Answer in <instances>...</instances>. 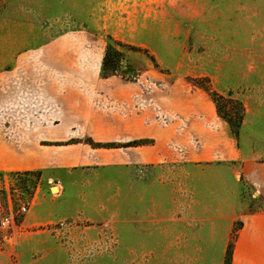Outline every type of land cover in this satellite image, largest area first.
Wrapping results in <instances>:
<instances>
[{"label":"rangeland","instance_id":"374dc122","mask_svg":"<svg viewBox=\"0 0 264 264\" xmlns=\"http://www.w3.org/2000/svg\"><path fill=\"white\" fill-rule=\"evenodd\" d=\"M71 31L121 51L120 73L138 70L139 110L171 145L204 134L212 109L264 158V0H0V70ZM260 211L224 161L0 172V220L14 217L0 264H231L243 216Z\"/></svg>","mask_w":264,"mask_h":264},{"label":"crops","instance_id":"0c3cea01","mask_svg":"<svg viewBox=\"0 0 264 264\" xmlns=\"http://www.w3.org/2000/svg\"><path fill=\"white\" fill-rule=\"evenodd\" d=\"M106 46L90 32H66L21 51L0 70V172L224 161L241 167L264 200V158L247 153L228 123L218 122L217 111L209 110L204 134L186 139L180 130L171 145L164 125L153 124L144 106L139 110L137 79L101 76ZM192 126L189 130L198 127ZM140 139L151 142L117 147L88 142ZM242 220L231 264H264V211Z\"/></svg>","mask_w":264,"mask_h":264},{"label":"trees","instance_id":"16d2710c","mask_svg":"<svg viewBox=\"0 0 264 264\" xmlns=\"http://www.w3.org/2000/svg\"><path fill=\"white\" fill-rule=\"evenodd\" d=\"M121 55H122L121 51L115 49L110 44H107L104 59H103L102 66H101V73H100L101 76L102 77H110L113 75H118V76H121L122 78H124L126 80H131V81L136 80L139 76L138 70L130 69L129 71L123 72V73L122 72L120 73L118 71V68L120 67V63H121V59H120ZM226 121L230 125H232L230 119L226 118ZM233 128H234L233 132L235 133L236 137H238L240 131L238 129H236L235 127H233ZM88 142L94 147H102V146H104V147H117V146H137V145L149 143L151 141L148 139H140V140H133V141L125 142V143H115V142L96 143L92 140H88ZM227 253L229 254V258L231 260L232 248L230 246L228 247Z\"/></svg>","mask_w":264,"mask_h":264},{"label":"built area","instance_id":"2783aa9c","mask_svg":"<svg viewBox=\"0 0 264 264\" xmlns=\"http://www.w3.org/2000/svg\"><path fill=\"white\" fill-rule=\"evenodd\" d=\"M28 207L26 205H20L18 212L20 214H25L28 212ZM14 225V217L12 213L6 215L5 217L1 218L0 220V228L7 229Z\"/></svg>","mask_w":264,"mask_h":264},{"label":"bare ground","instance_id":"6f19581e","mask_svg":"<svg viewBox=\"0 0 264 264\" xmlns=\"http://www.w3.org/2000/svg\"><path fill=\"white\" fill-rule=\"evenodd\" d=\"M54 190H58V188H54L53 191H54Z\"/></svg>","mask_w":264,"mask_h":264},{"label":"water","instance_id":"95a60500","mask_svg":"<svg viewBox=\"0 0 264 264\" xmlns=\"http://www.w3.org/2000/svg\"><path fill=\"white\" fill-rule=\"evenodd\" d=\"M54 188H57V187H56V186H55V187H53V188H52V191H53V189H54Z\"/></svg>","mask_w":264,"mask_h":264}]
</instances>
